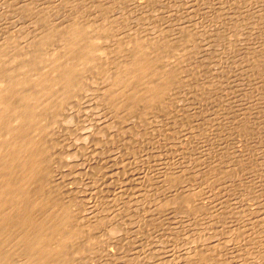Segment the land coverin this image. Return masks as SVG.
Listing matches in <instances>:
<instances>
[{
  "label": "rangeland",
  "instance_id": "obj_1",
  "mask_svg": "<svg viewBox=\"0 0 264 264\" xmlns=\"http://www.w3.org/2000/svg\"><path fill=\"white\" fill-rule=\"evenodd\" d=\"M73 1H69L73 4L70 6L66 0H0V22L4 25L3 28L0 26V40L8 39H5L3 44L12 41L11 47L17 46L15 44L17 42L18 45L21 41L23 42L22 48H20L21 45L17 46L18 48L12 47V50L15 49L13 54L10 46L2 45L0 47V49L4 47L6 49L5 51L4 49L0 50L3 52L0 53V58L4 59L0 60L1 79L3 77L10 79L11 74L14 76L20 72L23 74L19 70L23 62L30 60L38 53L43 52L45 55L49 50L55 49L53 43L48 45L50 48L47 46L49 50L45 49V45L44 48L42 43L40 44L45 37L43 34L47 31L63 32L64 34L75 19L80 20L84 26L93 25L97 17L101 19H98L99 21L97 20V23L95 22L90 27V32L92 37L93 34L94 36L98 35L93 38L98 42L101 41V44L105 40L102 50V52L104 51V60L100 61L102 68L98 65L96 67L97 63L93 64L92 70L87 73L91 77L88 76L85 80L87 85L89 82L88 86L91 84L90 89L85 83L84 86H86L83 87L84 90L88 89V91L85 90L87 93L82 92L83 89L80 88L72 94L73 96L71 95L70 102L66 103L69 105L65 104V107L59 111L50 112L49 118L51 116L52 118L48 122L50 121L53 126L46 121L44 129L45 141L46 139L47 141L51 140L50 142L46 141L48 150H50L49 145L54 147H51L49 156L52 161H55V157L58 158L52 162L56 163L54 164L56 167L52 165L54 176L51 181L54 180V182H49V186L51 184L53 186L51 185L52 189L46 193L48 195L50 191L51 196L54 191L53 197L56 198L51 196L53 200L48 208L58 209L59 205L62 206L61 203L65 201L66 203L63 205H71L72 211L74 210L72 216L75 215L76 224L77 222L79 224V221L83 224L86 223L84 226L80 224V228L78 227L80 225H74L75 223L72 221L74 228L85 233L79 238L87 239H85L86 242L80 240L81 244H79V240V243L76 242L75 246L81 249L77 250L75 247L71 251L72 261L76 259L73 263L192 264L194 261L193 264H263L264 259L261 255L264 253V0H144L145 5L140 7L136 6V0H76V5L81 4V7L83 5L81 10L80 6L78 5L77 8ZM101 2L104 3V6L100 4ZM106 4L107 9H105ZM21 7L23 8L21 9ZM28 8H34L33 11L38 14L43 11V16L40 13V18L35 17L38 14L33 12L36 15L30 13L29 17L28 13L32 10H28L27 13ZM49 9H52L50 10L52 12H48L51 16L53 14V19L48 14L44 15ZM53 10L58 13L55 14ZM105 10H107L106 14ZM21 11L26 13L24 16L27 15V20L24 19ZM61 11L64 13L62 14ZM70 14L74 15L72 19ZM14 15H17L18 19ZM20 16L24 21H21ZM41 16L47 21L45 19V21H41L43 19ZM56 16L59 17V20L66 18L61 20V23ZM91 16L93 17L92 24H90ZM32 17L36 18L34 22ZM81 17H85V21ZM160 18L163 22H159ZM28 19L31 24L28 23ZM49 19L51 23H49ZM113 19L117 20V24L118 22L121 24L116 25V21ZM35 20L41 21V24L45 23L44 26L46 25L47 29L44 31L46 32L42 31L46 27L41 29L43 26ZM80 21L79 23L82 24ZM33 23H37L33 25V27L37 26L36 28L30 26ZM100 23L104 25L101 26L102 28H98L99 26L96 25H100ZM109 23L114 25V30L113 25L111 27ZM52 25L56 28L54 29ZM60 27L63 29H59ZM108 27L111 28L108 29ZM116 27H119L121 30L117 29L122 33L117 32ZM38 28H40V32L42 31V35L37 32ZM100 30H104V32ZM106 30L107 32L113 30L116 35L120 33L123 34V37L126 35L129 38L127 37V39L126 36L123 38L122 35L116 38L115 34L112 32L107 34ZM109 34L112 35L111 38L106 37ZM155 34L161 36V38L158 37L159 42L155 41L157 40V37L153 36ZM8 35L13 36L14 41ZM35 36L36 39H32ZM102 36L103 38H101ZM14 37L17 38V41ZM18 37L20 38L18 39ZM37 38L39 39L37 40ZM119 38L121 41L123 38V41L120 42ZM108 39L113 40L112 43L107 41ZM18 40H21L20 43ZM114 40L118 41L117 44ZM137 40H142L148 45L147 54L152 50L150 55L162 58L168 53L173 62L169 63L170 58L167 55L166 59L169 62L163 57L168 63L162 62L159 65L166 70L169 68L167 71L170 73L174 72L171 74L175 83L169 96L165 97L168 100L164 98L162 104L157 103L158 107L157 104L151 105L143 102L142 105V102L139 104L136 101H133V104L131 101L133 107L130 108L132 104L129 101L126 104L127 109L122 104V107L116 106L121 111L118 109L116 111L113 103L120 104V101L118 103L112 100V104H110L111 99L107 97V91L111 86L109 85L111 81L108 80L112 79L114 73L111 74L117 70L116 67L121 68L125 64L123 61L127 59V56L124 57L123 53L127 55L131 51V49L129 51L127 49L130 47L133 49ZM57 41H61L60 38L54 40V45H57L58 48L60 47L58 44L61 42L57 44ZM129 41L130 43H128ZM119 42L122 46L123 43H126V46L122 47ZM160 42L164 43L163 45L165 43L170 45H165L166 48ZM106 43L116 44L118 48L114 45L113 49V45L109 44V49H111L109 51ZM33 44H35L34 48L39 49V52L33 48ZM30 46L32 47L30 48ZM169 46H173L172 49L176 47V52L172 51ZM6 47H9V50ZM23 47L30 50L31 55L28 54L29 51L26 48L28 53L25 52ZM105 47L110 54H106ZM161 47L166 49H161ZM16 49L17 53H15ZM43 49L45 51H42ZM168 49L171 51L170 53ZM121 50H123L122 53ZM161 50H163V56ZM112 51H116L114 57L117 61L111 57L114 53ZM22 53H27L30 58L26 54L27 57H25ZM20 55L21 58H18ZM118 59L122 60L121 63ZM112 61H114L113 65ZM17 62L20 64H16ZM104 63L110 65L107 64V66ZM115 63L117 64L115 65ZM11 65L12 67H10ZM7 66L14 72H11ZM112 66L115 70L112 68L113 70L106 71ZM110 71L112 72L109 73ZM4 72H7L6 76ZM91 72L96 73L92 74ZM106 72L110 79L103 75ZM98 76L101 79H98L99 81H102V78L107 81L98 83ZM93 77L96 79L92 80ZM96 80V83L99 84L98 89H95L96 86L98 87L95 83ZM92 84L96 86L93 85V88ZM99 89L101 92L97 91ZM104 89L106 92H102ZM140 93L133 90L131 94L136 96L135 94ZM76 94H79L80 97ZM122 103H124V99H122ZM110 106L115 110L109 108ZM153 106L155 108H152ZM124 108L125 110H122ZM49 126L51 128H48ZM51 152L54 153L53 156H51ZM72 152L76 156L70 154ZM64 155L73 161H69ZM70 155L71 158L68 157ZM63 160L65 161L63 162ZM66 161L70 164H66ZM173 180L178 181L177 185L173 183ZM57 183H59V187H66V189L64 188L65 190L62 191V188L60 190L59 187H57L58 190L54 188ZM61 183L62 186H60ZM186 189L187 192L191 191V194L184 193ZM66 190L68 191L66 192ZM60 192L61 194H59ZM192 194L198 200L200 198L202 205L195 197L191 196ZM187 195L192 199H189ZM57 196H60L58 198H61L62 202ZM56 199L59 200L56 203L57 207L54 204L51 206L56 202ZM172 200L178 202L172 205ZM195 200L197 204L194 203ZM194 204L196 206L192 207ZM183 205H186L187 209L183 208ZM188 205L191 206L188 208ZM197 205L199 206L197 207ZM86 206L89 208L84 209ZM195 207H197L196 210ZM200 207L202 208L200 209ZM79 208H83L85 211ZM91 208L94 210L91 211ZM199 209L201 211L198 212ZM86 211H91L95 215L90 216L91 213L88 214ZM245 223L250 224L247 230L248 227L245 226ZM83 228L88 230L87 233ZM89 229L95 230L90 233ZM112 230L117 232L113 233ZM82 231L80 232L82 233ZM247 231L253 232L250 235ZM82 248L85 249L84 253L81 252ZM109 250L114 251L112 257L109 256ZM200 251L204 252H202L203 256ZM164 252L171 255L163 254ZM198 253L202 258L200 260H198ZM114 254L117 255L114 256ZM164 255L168 257L165 258ZM196 255L198 257H195Z\"/></svg>",
  "mask_w": 264,
  "mask_h": 264
},
{
  "label": "bare ground",
  "instance_id": "obj_2",
  "mask_svg": "<svg viewBox=\"0 0 264 264\" xmlns=\"http://www.w3.org/2000/svg\"><path fill=\"white\" fill-rule=\"evenodd\" d=\"M66 1L69 2L70 0H66ZM73 2L76 5V0L73 1ZM69 4L71 6L72 2H69ZM100 4H102L104 6V3L101 2ZM143 4L145 5L144 0H136V6L140 7ZM59 5H61V4H59ZM59 5H57V6H59ZM78 5H76L77 8L79 7L80 10L83 9V5H82V7H81V4H78ZM97 5L100 6L99 4H97ZM97 5H96V7H97ZM26 7H28V6H26ZM62 7H65V6H62ZM105 7L104 8L107 9V4L105 5ZM22 8L23 7H21V9ZM29 8H30V6H29ZM29 8L26 10L27 13H28V10H32V12L29 11L28 16H29L30 13H32L31 15L38 14L37 12L33 11L34 8H31V9H29ZM104 8H102V9H104ZM61 9L65 10L63 8H61ZM50 10H52V9L46 10V13L44 11V13H45L44 15H47V14L49 15L48 11H50ZM55 10H56V7H55ZM57 10L59 11V9H57ZM80 10L78 9V11H80ZM66 11H67V9H66ZM93 11L96 12V10H94V9H93ZM33 12H35L36 14L33 13ZM50 12H52V11H50ZM53 12H54V10H53ZM18 13H20V12H18ZM22 13H23V11H21V14ZM40 13H42V16H43V11L42 12L40 11L39 14ZM54 13L57 14L58 12L56 11ZM61 13L63 14L64 11L63 12L61 11ZM67 13H69V12L67 11ZM106 13H107V10H105V14ZM21 14H18V15H21ZM24 14H26V13L24 12L22 16H24ZM39 14H38V16H35V17H39L40 18L41 14L40 15ZM59 14H60V12H59ZM59 14H58V16H59ZM73 14H75L74 11H73ZM105 14L103 13V15H105ZM65 15H66V13L64 14V16ZM70 15H72V14H70ZM99 15H102V14H99ZM14 16H17V15H14ZM26 16H24V19H26ZM42 16H41V19L43 18ZM49 16H51V14ZM49 16H47V17H49ZM58 16H56V17L59 20ZM67 16L69 17V14H67ZM73 16L74 15L71 16V19L73 18ZM94 16H95V14H94ZM51 17L53 19V17H54L53 14H52ZM91 17H89V18H91ZM95 17H97V16H95ZM3 18H5V17H3ZM16 18L18 19V16ZM19 18L22 19L21 16ZM39 18H37V20H39ZM65 18H63L61 20H64ZM81 18H82V20L84 19V21H85V17L84 18L81 17ZM32 19H33V22H34V19H36V18L32 17ZM44 19L46 20V18H43L41 21H43ZM50 19L48 20L49 23H51V20H52V19L51 20ZM54 19L57 21L56 18H54ZM68 19H66V20H68ZM92 19H93V17L91 18L90 22L91 21L93 22ZM95 19L98 20L100 18L97 17ZM106 19L108 20V17H106ZM61 20H59V21L62 23ZM76 20L77 19H75L73 21L71 20L72 22H71L70 25H69V23L67 24V23H65L63 21L66 25H69V27L66 29L67 31L64 32V34H63V32L62 33L59 32L60 34L58 32L56 33V31H51V32L47 31L46 32V31H44V30L47 29V26L46 25L44 26L45 23L43 24V22H42V24H41V21H38L39 24L41 26H43L42 28L40 27L41 29L46 27L45 29L42 30L43 32H46V33L43 34V35H45V37H44V39L41 40L42 42H40V44L42 43L43 47L45 45L46 48L45 47L44 48L46 50H49L47 48V46L49 44L53 43V46H55L54 47L55 49H51L52 51L49 50V52H47L45 55L43 54V52L40 53V54L38 53L36 55L33 54L35 56H32V58H30L27 55L28 51H29L28 54L31 55L30 54L31 53L30 50H28L26 47H23L25 52L28 50L27 53H25V54L30 58V60H27L26 62H23V64L20 66L21 69L18 66L19 70H21L23 72V74L21 72H20L21 74L19 73L18 75H15V76H14V74H11L12 77H15V78H12V77L10 78L9 77L10 79H8L7 77L6 78L3 77V79L0 78V264H74L73 261L75 262L76 259L72 261V258H71L72 252L71 251L74 250V248L76 247L75 246L76 242L78 240L79 241L81 240V238H79V236L85 234V233H83L82 230H79V229L73 227L72 221H73V223H75L74 225H77L78 222L76 224V220L74 221V216L75 215L72 216V212H74V210L72 211V206L71 205L64 206L63 203H66V202L63 200L64 202L61 203L62 206L59 205L58 209H52V208L50 209V208H48V205L53 200L51 198V196L52 197L54 196V191L52 190L53 191V195H51V196H50V193H51L50 191H49L48 195L46 194L48 190L52 189L50 187L52 184L49 186V182L51 181V179H53V176H54L53 174L54 173H53L52 168H53L54 164H56V163H52V162H55L58 158L55 157V161H52L51 157L49 156V151L52 148H54V147L49 145L50 150H48V148H47L48 147L47 143H46L47 139L45 141V137H44L45 136L44 129L46 128L45 123H46V121L48 122V120H50L52 118V116H51V118H49L50 112H53L54 110H58L59 111V109H62L63 107H65V104L69 101V99H71V95L73 93H75L80 88L84 90L83 87H85L87 85L85 83V80L89 76V75H87V73L90 72V70H92L91 68H92V66H94L93 64L97 63L96 67H97V65L101 66L100 65L101 64L100 61L104 60L103 59L104 58L103 57V55H104L103 52L104 51L102 52V50H103V45L105 44L104 43L105 40L103 41V44H101L102 42L100 41L101 38H103V36L101 38L97 37L98 39H100L99 40L100 42H98L96 39L93 38V37L98 36V35L94 36V34H93V37H92V34L90 32L91 31L90 27L93 26L97 20L94 21V24L91 25V26L90 25L89 26L88 25L84 26V24L80 20H77V21ZM105 20H104V22H105ZM113 20L116 21V23H115L116 25L121 24L119 22L117 24V20L116 19H113ZM21 21H24V20L22 19ZM79 21L82 24H80ZM88 21H89V19H88ZM160 21H162L161 18H160L159 22ZM2 22H3V20H2ZM90 22H87V23H90ZM92 22L90 24H92ZM26 23H27V21H26ZM28 23H29V19H28ZM37 23H33L30 26L33 27V25H35ZM57 23H58V21H57ZM105 23H107V22H105ZM29 24H31V23H29ZM50 25H48V26L50 27ZM63 25H61V26H63ZM96 25H97V27L99 26L98 28H102L101 26L103 24L100 23V25H98V24H96ZM109 25H110V23H109ZM111 25H113V24L111 23ZM0 26L2 27L4 25H2V23H1ZM52 26H54V25H52ZM119 26L122 27V25H119ZM36 27H33V28H36ZM159 27H161V26H159ZM159 27H156V28H159ZM40 28H38L39 31L37 30V32L41 33V35H42V31L40 32ZM55 28L56 27L54 26V29ZM110 28L108 27V29H110ZM112 28L114 30V25H113ZM117 28H119V27H116L115 30H118L117 32H120L121 29L119 28L120 29L119 30ZM59 29H63V28L60 27ZM94 29L97 31L96 28H94ZM48 30H50V28H48ZM57 30H58V28H57ZM107 30H106V32H107ZM113 30L112 31L110 30L108 32H110V34H111V32L113 33ZM100 31L104 32V30H100ZM108 32H107V34H108ZM157 32H158V30H157ZM100 33H102V32H100ZM120 33H122V31ZM120 33L118 35H116V33H113V34L116 35V38L118 36H120V35H122V37H123V34H120ZM159 33H162V32H159ZM110 34L106 35V37L107 38H111L112 35L110 36ZM35 35H36V33H35ZM102 35H103V33H102ZM159 35H156V34L153 35V36L157 37V40H155L157 42H159L158 39L161 38V36L159 37ZM3 37H5V36H3ZM9 37L11 38V40H13V36H9ZM20 37L22 39V36H20ZM20 37H18V39ZM55 37L56 38H60V40H61V41H57V44H58V42H61V44H58L60 46L58 48L56 47L57 45H54V43H55L54 40L56 39ZM127 37L128 36H126V38ZM34 38L36 39V36L33 37L32 39H34ZM123 38H122V41H123ZM153 38L154 37H152V40H154ZM5 39L6 38H4L3 41L0 40V43H1L0 47L2 45H4V46L5 45L6 46H10V44L13 45V43H12V41L10 39H9V41H11V42L8 43L9 45L8 44H3ZM14 39H15V37H14ZM38 39L39 38H37V40ZM62 39L64 40L63 42H62ZM134 39H136V38H134ZM191 39H190V42H191ZM6 40H8V39H6ZM119 40H120V38H119ZM152 40H150V41H152ZM187 40H188V38L186 39V41ZM18 41L20 43L21 40H18ZM33 41H35V40H33ZM107 41H110L112 43L113 40H109L108 39ZM122 41L120 40V42H122ZM140 41H142V40H140ZM140 41H138L137 43L133 42V43H136V45L132 44V45L135 46L133 49L130 46H127V47H130L129 49H127V47H126L127 51H129L130 49H131V51L129 53L126 52L127 55H124V53H123L124 57L127 56V59L124 58L127 61L123 59L124 60L123 62L125 64L124 65L121 64L122 65L121 68L120 67L119 68L116 67L117 68L116 71H113V72L110 71L109 72V73L112 72L111 75H113V73H114V75H113L111 80H108V81H111L110 84H109L111 86L109 87V90L107 91V95H108L107 97L109 99H111L110 102L112 100L113 101H117V102L120 101V104H116L115 102H114L115 104L113 103V105H115V107L117 105H119V107H122V104H123V105H125V108H126V104H128L129 101H130L129 103H131V101L132 102L136 101L138 103L142 102V105L144 103H148V104H151V105L159 103V105H160V104H162V101H164V98L167 97V95L169 96V92L171 91L172 86L175 83L173 81L174 79H172L173 77H172V74H171V73H174V72L170 73V71H167L169 68H167V70H166L165 68H162L159 65V63L168 61L166 59L168 53L166 54V56H163L164 55V53L162 52L163 50L160 51L162 53V56L165 57V59L167 60L166 61L165 59H163V57L162 58L160 57L163 60L162 61L160 58L155 57L153 55H150V53H152L151 52L152 50L150 51L149 54H147V52H148L147 51L148 50L147 46L148 45L145 42H143V41L140 42ZM114 42H115V40H114ZM116 42H118V41H116ZM128 43H130V41ZM15 44H17V46L20 47L19 45L23 44V42L21 41V43L19 45H18V42L15 43ZM30 44L32 45V42ZM36 44H38V43H36ZM106 44L108 45V47L106 45L105 46L109 49L110 48V46H109L110 43L109 44L106 43ZM116 44H112L113 45V49H114V45L116 46ZM125 44L123 43V46H122V44H121V46L124 47V46H126ZM160 44L162 46L170 45V44H166V43H165V45H163L164 43H161V42H160ZM160 44H157V45L160 46ZM27 45H29V43H27ZM33 45H34L33 46V48H34L35 44H33ZM17 46L15 45V47H17ZM12 47L10 48L11 50H12ZM15 47H13V48H15ZM31 47L32 46H30V48ZM39 47H40V45H39ZM106 47L104 49L106 54L107 53L110 54L109 51H111V49H109V51L107 52L106 51L107 50ZM116 47H115V49H116ZM150 47H152V46H150ZM165 47H161V49L165 48ZM172 47L169 46L170 49H172ZM6 48H8V50H9V47H6ZM20 48H22V45H21ZM36 48H34V49H36ZM3 49H0V50L3 51ZM126 49H124V50L126 51ZM151 49H154V48L152 47ZM5 50L6 49H4V51ZM8 50L6 51L7 53H8ZM13 50H15V49H13ZM13 50L11 51L12 54L14 52ZM36 50L38 51L39 49H36ZM174 50L176 52V47H175V49H172V51H174ZM2 51H0L1 54L3 53ZM18 51L20 52V50H18ZM42 51H45V50L43 49ZM156 51H158V50H156ZM11 52L9 51V53H11ZM22 52H24V51H22ZM112 52H114V53H112ZM112 52L111 53L113 54V56H111V57L113 58L114 55H116V53H115L116 51H112ZM117 52H118V50H117ZM122 52H123V50H121V53ZM158 52H155V53H158ZM170 52L171 51L169 50V53ZM15 53H17V49H16ZM32 53H34V51H32ZM165 53H166V51H165ZM4 54H5V52H4ZM25 54L22 53V55H25ZM106 54H105V56L107 57L108 54L107 55ZM7 55L8 54H6V56ZM26 55H25V57H27ZM158 55L161 56V54H159V53H158ZM174 55H176V54H174ZM16 56H17V54L15 55V57ZM120 56H121V54H120ZM123 56H121V57H123ZM171 56L173 57V55H171ZM3 57H4V55H3ZM8 57H9V55H8ZM111 57H110V60L112 59ZM168 57L170 58L169 55H168ZM9 58H11V56ZM18 58H21V55ZM114 58H115L114 60L117 61L116 57H114ZM117 58H118V56H117ZM0 60H2V58H0ZM15 60H17V59H15ZM18 60L20 61L21 59H18ZM107 60H108V58H107ZM110 60H108V61H110ZM169 60H170V62L168 61L169 63L173 62V60L171 58ZM6 61H8V60H6ZM120 61H122V60H119V62ZM12 62H15V61H12ZM113 62L114 61H112V63H111L112 65H113ZM119 62H117V63H119ZM6 63H8V62H6ZM117 63H115V65ZM16 64H20V62L19 63L17 62ZM16 64H14L15 67H16ZM102 64H103V62H102ZM105 64L107 65L109 63H104V65ZM163 65L165 66L164 63H163ZM3 67H4V65H3ZM7 67L9 69V66H7ZM7 67H5V68H7ZM10 67H12V65ZM101 68H102V66H101ZM112 68L114 69V66H112L111 68H108V70H106V71H109V69L113 70ZM105 69H103V70H105ZM9 70H11V68ZM93 70H95V68ZM99 70H101V69H99ZM12 71L13 70H11V72ZM102 71H100V72L102 73ZM171 71H173V70H171ZM92 72H94V71H92ZM0 73H1V71H0ZM6 73L7 72H4V75ZM15 73H16V71H15ZM95 73H92V74H95ZM106 74H108V72H106L105 74L103 73V75H105L106 78H108L107 77L108 75H106ZM98 75H100V74H98ZM103 75H101V76L103 77ZM0 77H2V76H0ZM89 77H91V76H89ZM96 77H93L92 80H95ZM98 79H99V76H98L97 80ZM108 79H110V77ZM97 80L95 81V83L97 82ZM99 80H101V79H99ZM104 80L107 81V79H104ZM104 80L102 78V81H104ZM102 81H99L98 83H100ZM84 83L86 84L85 86H84ZM87 83L89 85V82H87ZM98 83H96L98 85V87L96 85H94V84H92V87L94 85V87L96 86L95 89H98L99 88V84ZM105 83H107V82H105ZM104 85L107 86L106 84H103V86ZM90 86H91V84H90ZM90 86H88L89 89H90ZM100 87H102V86H100ZM83 90H81V91L82 92L88 91V89L86 90V88H85L86 91L85 90L83 91ZM133 90L134 91H138V93L139 92H141V93L140 94H135L136 96H133L131 94ZM97 91L101 92L100 89L97 90ZM103 91L106 92V89L102 90V92ZM79 94L78 95L76 94V95L79 96ZM76 95H74V96H76ZM105 95H106V93H105ZM76 99H77V97H76ZM103 99H102V101H103ZM106 99H104V100H106ZM109 99H108V101H109ZM122 99H124V103H122ZM165 100H168V98H165ZM72 101H74V100H72ZM110 104H112V102ZM133 104H134V102H133ZM133 104H132V106L129 105V106H131L130 108L133 107ZM66 105H69V104H66ZM145 105L148 107L147 104H145ZM136 106H138V105H136ZM111 107L112 106H110L109 108H111ZM140 107H142V106L140 105ZM157 107H158V104H157ZM125 108L122 109V110H125ZM152 108H155V107L153 106ZM113 109L115 110L114 107H113ZM117 109L118 108L116 107V111H117ZM139 109H137V110H139ZM118 110L121 111L120 109H118ZM114 113H116V112H114ZM117 113H119V112H117ZM127 113H129V112H127ZM50 121L48 123L51 124ZM44 125H45V127H44ZM51 126H53V125L51 124ZM51 126H49L48 128H51ZM50 141L48 139L47 142H50ZM52 144H54V143H52ZM63 152H64V150H63ZM55 153H56V151H55ZM51 154H52L51 156H53L54 153L51 152ZM70 154H74V153L72 152ZM73 156H76V155L74 154ZM65 157L67 158V155ZM68 157L71 158V155L68 156ZM60 158H61V154H60ZM67 159L69 161H73V160H70L69 158H67ZM53 160H54V158H53ZM108 160H110V159H108ZM61 161H62V159H61ZM64 161L65 160H63V162ZM68 163L69 162L66 161V164H68ZM54 167H56V166H54ZM170 181H171V179H170ZM51 182L53 183L54 180L51 181ZM55 182H56V180H55ZM177 182L174 181L173 183H175L177 185ZM54 184H56V183H54ZM58 184L59 183H57L56 186L54 185V188H56L57 190H58L57 187H59ZM60 186H62V183H61ZM60 188H62V187H59V190H60ZM64 188L66 189V187H64ZM64 188H62L61 190L63 191ZM70 188H71V186H70ZM68 190H66V192ZM183 190H185V189H183ZM185 192L188 193V194H191L190 193L191 191L187 192V189H186V191H184V193ZM193 193L195 194V192H193ZM59 194H61V192ZM182 194H183V192H182ZM194 194H192L191 196L195 197ZM56 195H58V194H56ZM60 196L62 197L63 195H60ZM60 196H57V198L60 197ZM187 196L189 197V195H187ZM53 198H56V197H53ZM190 198L191 197H189V199ZM195 199L198 200L197 197H195ZM59 200L56 199V202L52 203L51 206L53 204L56 205V203ZM61 200H60V202H62ZM196 200L194 201V203H196ZM198 201L202 205V203H201L202 201L200 200V198H199ZM172 202H173L172 205H174V203L178 202V201L176 200L174 202L172 200ZM70 203H72V202H70ZM168 203H167V205H168ZM203 203H204V201H203ZM67 204H68V202H67ZM177 204H179V203H177ZM177 204H175V205L177 206ZM185 204H187V203H185ZM87 205H88V203H87ZM199 205H197V207ZM88 206L84 207V209L87 208ZM189 206H191V205H188V208H189ZM194 206H196V205L195 204L192 205V207H194ZM203 206H205V205H203ZM56 207H57V205H56ZM182 207L187 209L186 205L185 206L183 205ZM197 207H195L194 209L196 210ZM94 208H95V206H94ZM201 208L202 207H200V209ZM79 209H81V208H79ZM194 209H191V210L193 211ZM200 209L197 210V211L198 212L201 211ZM81 210L85 211V210H83V208ZM93 210L94 209H92L91 211H93ZM91 211H86V213L88 212V214H89V212L91 213ZM186 212L188 213V211H186ZM86 213L85 214L83 213V214L86 217H89V215L87 216ZM79 215H76V216H78L80 218L81 216H79ZM91 215H93V214L91 213L90 216ZM252 215H254V214H252ZM255 216H257V215H255ZM78 217H76V218H78ZM87 219H86V221H87ZM84 220H83V222H85ZM80 224H83V223H80V221H79L78 225H80ZM85 224H83V226ZM89 224H90V222H89ZM87 225H88V222H87ZM248 225H250V224L248 223V224L245 225V226L248 227V228H246V230L249 229ZM91 226H93V225H91ZM78 227L81 228V225L78 226ZM87 229H88V227H87ZM87 229H85L86 233L88 231ZM83 230H84V228H83ZM91 230H92V232H91ZM91 230L89 232L93 233V230H95V229H91ZM80 231H82V233ZM115 231L116 230H114V232H113V230H112L113 233H115ZM253 231H251V232H253ZM247 232L249 233V231H247ZM251 232L249 233L250 235H251ZM89 236H90V234H89ZM89 236H87V237H89ZM85 239H82V240H84V242H86ZM79 241L77 243H79ZM81 241H80L79 244H81ZM89 241H88V243L92 242V241H90V242ZM79 244H77V246H79ZM86 247H88V246L86 245ZM79 249H81V248H79ZM79 249L77 248V250H79ZM88 249L90 250V248H88ZM83 250H85V249L82 248L81 252ZM91 250H92V248H91ZM113 252H114L113 250H109V256H111L113 254ZM202 252L200 251V254ZM263 252H264V250H263ZM83 253H84V251H83ZM165 253L166 252H164L163 254H165ZM203 253L201 254V256H203ZM166 254H169V253H166ZM200 254L198 253L197 255L199 256ZM205 254H206V252H205ZM75 255L73 256L74 258L78 254L76 256ZM115 255H117V254H114V256ZM169 255H171V254H169ZM197 255L195 257H198ZM166 256L164 255L165 258L168 257V256L167 257ZM261 257H262V259H264L263 258L264 257V253H263V255H261ZM261 257H260V259H261ZM198 258H199L198 260L202 259V258H200V256ZM169 259H170V256H169ZM195 259H197V258H195ZM204 259H206V258H204ZM204 259L201 260V261L203 262ZM207 259H208V256H207ZM195 261H197V260H195ZM193 262H192V264H193Z\"/></svg>",
  "mask_w": 264,
  "mask_h": 264
}]
</instances>
